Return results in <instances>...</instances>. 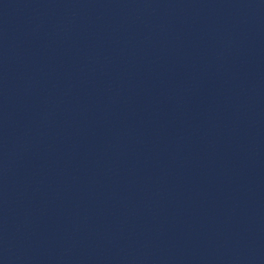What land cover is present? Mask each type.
Instances as JSON below:
<instances>
[{"label": "water", "instance_id": "95a60500", "mask_svg": "<svg viewBox=\"0 0 264 264\" xmlns=\"http://www.w3.org/2000/svg\"><path fill=\"white\" fill-rule=\"evenodd\" d=\"M0 264H264V0H0Z\"/></svg>", "mask_w": 264, "mask_h": 264}]
</instances>
